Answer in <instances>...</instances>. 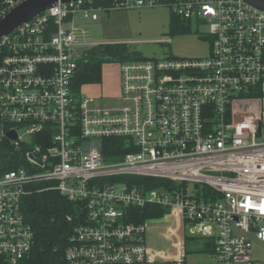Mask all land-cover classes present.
Wrapping results in <instances>:
<instances>
[{
	"label": "built area",
	"instance_id": "built-area-1",
	"mask_svg": "<svg viewBox=\"0 0 264 264\" xmlns=\"http://www.w3.org/2000/svg\"><path fill=\"white\" fill-rule=\"evenodd\" d=\"M23 1L0 0V20ZM157 7L204 32L206 54L117 62L111 106L76 94L77 50L97 44L75 16ZM0 146V264L30 251L22 199L43 191L77 208L67 216V264H186L188 242L204 244L198 252L215 264H261L252 244L264 242V9L57 0L0 36ZM145 206L165 210L163 248L146 242L150 219L128 221Z\"/></svg>",
	"mask_w": 264,
	"mask_h": 264
},
{
	"label": "rangeland",
	"instance_id": "rangeland-1",
	"mask_svg": "<svg viewBox=\"0 0 264 264\" xmlns=\"http://www.w3.org/2000/svg\"><path fill=\"white\" fill-rule=\"evenodd\" d=\"M166 8L150 10H110L99 12L96 21L84 19L79 15L74 18L75 25L85 31L89 44L94 42L125 43L136 49L144 57L160 58L168 51L175 57H200L207 50V36L204 32L191 31L183 34L169 35L166 33ZM204 37V38H202ZM84 46L77 50L78 54L87 49ZM119 92V68L115 62H106L101 67V80L99 83L86 84L81 87L82 97H99L96 105L111 106L117 102ZM149 229L146 231V242L155 248L166 246L165 240L159 236L165 222L160 218L148 221ZM186 264H215L207 254L198 252V243L187 245ZM252 255L264 264V242L254 240Z\"/></svg>",
	"mask_w": 264,
	"mask_h": 264
},
{
	"label": "trees",
	"instance_id": "trees-1",
	"mask_svg": "<svg viewBox=\"0 0 264 264\" xmlns=\"http://www.w3.org/2000/svg\"><path fill=\"white\" fill-rule=\"evenodd\" d=\"M191 31L188 22L170 13L169 35ZM144 58L146 57L142 56L139 51L125 43L97 44L88 47L76 61L77 68L71 80V87L76 94H79L82 86L99 83L101 80V67L106 62L117 63ZM110 141L115 142L112 139L107 142ZM118 142L121 143L122 140H118ZM104 151L106 152V150ZM10 168H13V166H7L4 169ZM151 181L150 183L155 185V182ZM22 210L34 232V242L30 251L17 264H67L64 250L68 243L71 226V222L67 221V216L76 213V206L57 191H43L30 192L24 196ZM131 210L133 215L128 221L137 223L152 218H160L165 212L163 208L153 206ZM202 246L204 247V244L200 248ZM207 247L209 246L205 248Z\"/></svg>",
	"mask_w": 264,
	"mask_h": 264
},
{
	"label": "water",
	"instance_id": "water-1",
	"mask_svg": "<svg viewBox=\"0 0 264 264\" xmlns=\"http://www.w3.org/2000/svg\"><path fill=\"white\" fill-rule=\"evenodd\" d=\"M69 1V0H61ZM248 3L264 9V0H246ZM57 0H25L14 9H12L5 17L0 20V36L11 32L21 23L34 18L37 14L46 10L55 4ZM14 138V134L9 133Z\"/></svg>",
	"mask_w": 264,
	"mask_h": 264
},
{
	"label": "crops",
	"instance_id": "crops-1",
	"mask_svg": "<svg viewBox=\"0 0 264 264\" xmlns=\"http://www.w3.org/2000/svg\"><path fill=\"white\" fill-rule=\"evenodd\" d=\"M157 8H162V7H157ZM144 9V8H143ZM154 9H156V8H151L150 10H154ZM142 10V9H141ZM167 10V9H166ZM167 16H166V26H167V28H166V33L168 32V24H169V18H170V13H169V11L167 10ZM109 43H111V42H99V43H97V42H94L93 44H109ZM113 43H117V42H113ZM112 44V43H111ZM168 54H170L171 56H172V52L171 51H168L167 52ZM206 54V53H205ZM118 94H119V92H118ZM118 97V96H117ZM256 259V258H255ZM256 260H258V259H256ZM259 261V260H258ZM260 262V261H259Z\"/></svg>",
	"mask_w": 264,
	"mask_h": 264
},
{
	"label": "bare ground",
	"instance_id": "bare-ground-1",
	"mask_svg": "<svg viewBox=\"0 0 264 264\" xmlns=\"http://www.w3.org/2000/svg\"><path fill=\"white\" fill-rule=\"evenodd\" d=\"M207 248H209V247H207ZM188 250V249H187Z\"/></svg>",
	"mask_w": 264,
	"mask_h": 264
}]
</instances>
